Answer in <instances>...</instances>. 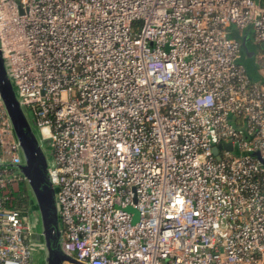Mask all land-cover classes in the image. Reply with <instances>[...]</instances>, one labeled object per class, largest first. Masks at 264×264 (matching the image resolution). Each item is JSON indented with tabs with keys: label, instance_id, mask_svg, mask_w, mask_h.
Returning <instances> with one entry per match:
<instances>
[{
	"label": "built area",
	"instance_id": "2783aa9c",
	"mask_svg": "<svg viewBox=\"0 0 264 264\" xmlns=\"http://www.w3.org/2000/svg\"><path fill=\"white\" fill-rule=\"evenodd\" d=\"M232 26L264 43V0H0L15 89L52 143L66 254L264 264V51L254 80ZM22 163L0 94V264H32Z\"/></svg>",
	"mask_w": 264,
	"mask_h": 264
},
{
	"label": "water",
	"instance_id": "95a60500",
	"mask_svg": "<svg viewBox=\"0 0 264 264\" xmlns=\"http://www.w3.org/2000/svg\"><path fill=\"white\" fill-rule=\"evenodd\" d=\"M248 39V34L244 33L240 40L243 49L245 48L247 53L251 55L247 48ZM261 46L264 49V43ZM0 94L23 157V163L19 167L27 180L30 203L34 208L35 224L37 223L39 227L38 232L42 243L41 264H86L66 254L62 249V231L57 197L49 177L50 160L43 144L50 140L41 138L39 132L33 128L28 117L29 114L15 89L1 46ZM222 147L233 149L232 143H225L215 147L213 152L217 155ZM32 260H34V253Z\"/></svg>",
	"mask_w": 264,
	"mask_h": 264
},
{
	"label": "rangeland",
	"instance_id": "374dc122",
	"mask_svg": "<svg viewBox=\"0 0 264 264\" xmlns=\"http://www.w3.org/2000/svg\"><path fill=\"white\" fill-rule=\"evenodd\" d=\"M231 31H232V36L235 38H238V39H242L244 33L248 34L249 39H248V43H247V48H248V51L251 52V55H249L247 53V50L244 48V50L240 56V62H241V64H243L245 66L249 75L254 80H259L260 79V75L258 72L259 64L257 62V59L259 57V54L263 53V51H264L263 47L254 42L253 31L251 28L246 29V30H240L236 26H232ZM28 117H29V120L31 121V123L33 125V128L35 129V131H37V128L34 126V124L32 122L31 116L28 115ZM43 144L46 147V153H47V156H48V158L50 160V164H51V162H52V160H51V157H52L51 156V150H52L51 142L49 141V142L43 143ZM233 154H236V152H233ZM28 208L31 212V215H33L34 208L32 207L31 203L29 204ZM131 211L133 212V215H134V221H137L139 218L138 209L134 208V209H131ZM38 231H39V227L36 223L34 225V235L32 236L33 249H34V260H32V264H41L42 243H41V236L39 235Z\"/></svg>",
	"mask_w": 264,
	"mask_h": 264
},
{
	"label": "trees",
	"instance_id": "16d2710c",
	"mask_svg": "<svg viewBox=\"0 0 264 264\" xmlns=\"http://www.w3.org/2000/svg\"><path fill=\"white\" fill-rule=\"evenodd\" d=\"M30 204L29 192L26 185L23 183L20 191L16 194L15 206L20 209H27Z\"/></svg>",
	"mask_w": 264,
	"mask_h": 264
}]
</instances>
